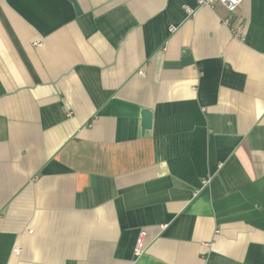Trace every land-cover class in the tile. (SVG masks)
<instances>
[{"label":"crops","instance_id":"crops-1","mask_svg":"<svg viewBox=\"0 0 264 264\" xmlns=\"http://www.w3.org/2000/svg\"><path fill=\"white\" fill-rule=\"evenodd\" d=\"M77 2L0 0V264H264V0Z\"/></svg>","mask_w":264,"mask_h":264},{"label":"built area","instance_id":"built-area-1","mask_svg":"<svg viewBox=\"0 0 264 264\" xmlns=\"http://www.w3.org/2000/svg\"><path fill=\"white\" fill-rule=\"evenodd\" d=\"M196 2V9L186 7L185 12L189 17H192L196 14L198 9L201 8H208L212 11L223 8L227 16L222 19L223 25L229 30V33L233 40L244 42L246 40V23L244 21L234 23V14L242 4L243 0H195ZM139 75L143 76V70L138 72ZM146 232L141 231L139 237L137 239V243L134 249V254L136 258L141 257L147 249L145 245V238ZM14 253H19V249H15Z\"/></svg>","mask_w":264,"mask_h":264},{"label":"water","instance_id":"water-1","mask_svg":"<svg viewBox=\"0 0 264 264\" xmlns=\"http://www.w3.org/2000/svg\"><path fill=\"white\" fill-rule=\"evenodd\" d=\"M74 5L77 15L82 14V10L77 2V0H68ZM152 127V113L149 110H143L142 112V129L143 131L150 130Z\"/></svg>","mask_w":264,"mask_h":264}]
</instances>
